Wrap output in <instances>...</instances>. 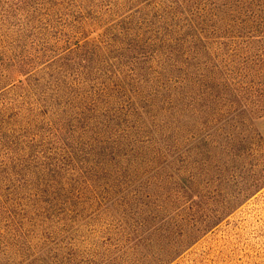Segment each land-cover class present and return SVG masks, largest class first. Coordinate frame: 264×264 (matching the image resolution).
I'll use <instances>...</instances> for the list:
<instances>
[{
	"label": "rangeland",
	"instance_id": "374dc122",
	"mask_svg": "<svg viewBox=\"0 0 264 264\" xmlns=\"http://www.w3.org/2000/svg\"><path fill=\"white\" fill-rule=\"evenodd\" d=\"M211 3L0 0L4 53L40 58L26 105L48 98L4 176L20 191L0 208V264H162L165 248L179 250L166 264H264V116L231 122L193 96L224 57L221 39L196 38L223 27ZM84 20L100 39L67 34ZM78 55L87 70L67 66Z\"/></svg>",
	"mask_w": 264,
	"mask_h": 264
},
{
	"label": "trees",
	"instance_id": "16d2710c",
	"mask_svg": "<svg viewBox=\"0 0 264 264\" xmlns=\"http://www.w3.org/2000/svg\"><path fill=\"white\" fill-rule=\"evenodd\" d=\"M212 2L207 12L210 14V18H214L215 21L217 20V23H214L215 28L218 23L220 26L223 23V27L220 30V27H217V31H210L211 36L209 37H202L200 35V37L196 38L221 39V43L225 47V51L222 53L224 57L211 62L208 69L205 68L204 81L202 78L201 82L202 86H204L207 80V86L206 88L204 86V91L203 89L201 91L195 90L193 96L197 101L204 100L209 102L219 99L221 106L224 108V116L229 117V121L231 122L253 123L254 120L264 116V0H212ZM80 5L83 8L87 7L82 5V2L78 4V7ZM9 19H11L9 15L0 16V39H9L7 36L8 34L10 35L9 31L11 27L9 26V21L6 22ZM78 26L77 30H73L71 26L67 27V34L70 35L71 32L72 34H78L77 36H81V39H100L105 29L104 27H100L99 23L95 21H79ZM243 28L248 30V35H244L242 32ZM252 43H261L263 46L254 56L250 53V50L253 49H250ZM1 46L0 208L6 211L3 205L7 202L17 203L13 199L16 198L18 191H20L19 186L6 183L4 177L7 176V180L9 181L11 176L21 172V168L17 169V165L14 163L13 158H11L14 152H17L16 148L19 136L21 135L20 131L24 130L25 133L32 131V123L35 116L34 105L42 104L41 106H43L48 98L43 95L44 97L35 99L26 105L27 103L23 95L25 92H33L32 86L34 85L32 82L35 81L32 78L35 75L33 70L40 58L5 54ZM85 60V58L78 55L73 60L69 59L66 62L68 63L67 66L69 64L71 66V63L73 62L74 64V61H76L75 64L81 67L80 62H85ZM83 66L81 68L87 70ZM78 70L76 74H79L80 81L78 82L77 80L76 84L82 86L89 83L90 80L88 78L82 77V75H87L83 71H80V68ZM199 73L201 71L195 72V74ZM71 83L74 84L75 81ZM73 91L78 93L76 88ZM58 92L60 91L58 90ZM101 92H103L102 88L97 89L96 94L88 100L91 102L95 101ZM213 92H217L218 95H221V98L211 95ZM53 100L57 101L59 99L55 98ZM28 107L30 109H27ZM114 145L118 147L119 144L113 142L110 144L111 148ZM108 147L107 145L100 146L101 152L103 154L113 153V149L109 152ZM97 173L98 171H96ZM57 174L59 175L60 172L50 171L45 176L50 177L51 180H56L58 178ZM183 196L189 200H191V196L194 197L189 193ZM210 222H213V220ZM131 236L132 242H134V235ZM196 236L187 237L181 244L193 241ZM178 253L179 250L177 249L166 251L165 248L161 260V262L163 261L162 264L168 263Z\"/></svg>",
	"mask_w": 264,
	"mask_h": 264
}]
</instances>
